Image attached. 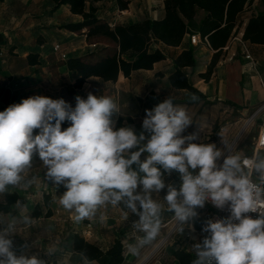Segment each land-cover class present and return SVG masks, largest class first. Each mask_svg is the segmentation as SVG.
<instances>
[{
	"label": "clouds",
	"instance_id": "9594fccd",
	"mask_svg": "<svg viewBox=\"0 0 264 264\" xmlns=\"http://www.w3.org/2000/svg\"><path fill=\"white\" fill-rule=\"evenodd\" d=\"M174 100L170 95L146 109L139 135L131 126L114 130L113 116L121 110L107 95H77L74 108L63 98L41 95L8 106L0 111V194L9 186H32L36 178L26 179L25 174L38 156L46 169L44 179L67 189L58 203L75 223L92 221L105 210L99 216L103 223L109 206H122L125 220L129 211L139 217L132 226L143 235L127 249L133 256L160 235L165 204L174 213L176 230L183 233L198 216L196 209L210 201L217 209L227 207L229 215L206 221L202 232L208 235L194 244L193 264H264V151L250 157L230 151L225 155L215 143H193L199 132L183 135L193 119ZM65 121L71 126L62 130ZM224 139L222 133V143ZM143 153L148 155L141 161ZM173 171L180 174L179 189L165 184L163 173ZM165 188L164 203L153 198ZM249 213H257L256 218ZM31 222L28 215L0 219V264H47L37 255L17 256L13 250L11 234L18 224ZM54 251L46 253L52 256Z\"/></svg>",
	"mask_w": 264,
	"mask_h": 264
},
{
	"label": "crops",
	"instance_id": "0c3cea01",
	"mask_svg": "<svg viewBox=\"0 0 264 264\" xmlns=\"http://www.w3.org/2000/svg\"><path fill=\"white\" fill-rule=\"evenodd\" d=\"M127 8L120 9L115 0H100L95 2L97 16L107 21L110 25L126 24L136 22L143 18L156 19L163 13L164 0H127ZM264 11V5L260 0H252L246 5L241 13L242 24L238 32L243 34L247 20ZM203 11L199 10L195 16L198 23ZM82 18L70 12L67 5L54 6V0H0V34L5 38V43L0 46V111H4L12 104H18L23 99L31 96L41 95L52 99L63 98L72 105L62 93V84L68 81L73 84L76 74L69 70L65 64L69 57L85 56L88 59L96 60L111 51V44L104 40L97 39L98 47L91 48L83 33L72 32L63 27L69 22H77ZM191 34H197L192 32ZM190 34H185L180 44L170 46L157 39H152L149 46L150 51L160 50L165 58L154 63L151 69L136 70L129 77H125L119 72L115 81H102L98 77L88 78L80 88L73 87V98L77 92L95 84L97 89L91 91L93 95L111 96L117 102L121 111H136L139 120H129L127 118L114 119V128L117 122L121 127L131 126L137 135L143 132L142 122L146 118L145 110H151L166 98L172 95L176 104L193 102L191 92L185 89L173 88L169 83V76L174 71L173 60L183 50L192 49L197 64L195 67H184L182 70L187 74L194 87H196L205 99L198 101L223 102L237 110H255L264 103V45L249 44L244 45L250 53L253 61L245 58L243 51L238 58L234 52H229V39L221 53L230 54L223 60H219L208 80L201 77L214 54V50L209 47L206 41L200 37L196 44L190 43ZM60 46L57 52L53 51V46ZM241 45V43H239ZM243 50V46L241 45ZM29 53L38 54V62L29 64L27 56ZM65 54V58L61 54ZM54 58L57 60L54 61ZM51 75L60 82L61 86L54 88V91L42 85V79ZM255 77H258V87L255 85ZM51 93L53 96L51 97ZM86 97V96H85ZM84 98V95L82 96ZM86 99V98H85ZM195 101V102H198ZM71 126L70 122L62 123L61 128L65 130ZM119 129V128H118ZM38 131V130H35ZM35 134V132H34ZM146 138H150L145 132ZM146 142V141H145ZM138 147L130 151H137ZM148 153L141 155V161L147 157ZM138 171L137 165L132 166ZM46 169L38 156L33 157L32 167L25 174L26 179L36 178L32 186H9L4 194H0V203L5 201L7 193L16 192L21 200L22 207H17V202L11 205L9 212L0 210V219L5 222L11 220L13 216L19 220L22 216L28 215L31 224L24 226L18 224L15 232L10 238L13 240V250L17 256L37 255L47 261V264H95L86 260L81 254L71 248L72 237L75 233L83 236L85 240L106 249L115 240H120L125 247V263L135 264L138 256H133L127 251L130 243H134L138 233L133 228V222L139 219L138 216L128 212V218L123 216L122 206L113 208L109 206L106 210L104 222L99 221L101 212L97 213V218L92 221L84 220L75 223L71 214L64 210L58 203V199L67 189L63 186L56 187L44 179ZM142 175V174H141ZM165 184L176 178L181 184L180 174L173 171L170 175L165 172ZM140 188L138 187V191ZM167 188L160 193H153V198L164 203L163 197ZM50 196L51 215L33 217L32 211L36 205H40L43 213L46 211L44 196ZM165 210L161 213L162 224L169 219L172 212ZM205 218L206 217H199ZM208 221V219H206ZM197 219L191 223L186 234L190 240L198 243L200 239L208 235L202 232V228L196 226ZM206 223V222H205ZM4 225H0V228ZM193 244L177 246L195 255ZM54 249V255L48 256L47 249ZM144 248L140 250L142 252ZM174 259V263L178 262Z\"/></svg>",
	"mask_w": 264,
	"mask_h": 264
},
{
	"label": "trees",
	"instance_id": "16d2710c",
	"mask_svg": "<svg viewBox=\"0 0 264 264\" xmlns=\"http://www.w3.org/2000/svg\"><path fill=\"white\" fill-rule=\"evenodd\" d=\"M100 0H54V6L67 5L70 12L81 16L77 22L63 25L69 31L80 32L88 40L98 38L111 44V51L96 60L85 56L69 57L65 64L76 74L74 88H80L90 77H98L102 81H115L119 72L129 77L133 71L151 69L154 63L165 58L164 54L156 49L149 50L152 39H157L170 46H177L185 34L197 32L203 41L215 52L201 77L208 80L213 72L223 47L241 27V13L252 0H164L163 13L156 19L143 18L136 22L110 25L96 14L95 2ZM120 9H126L127 0H115ZM264 5V0H260ZM199 10L203 11L201 20L197 23L195 16ZM243 42L264 45V11L248 18L241 37ZM5 38L0 34V46ZM98 43L89 42V44ZM29 64L38 62L37 53H29ZM196 58L192 49L183 50L173 60L174 71L168 80L176 89H185L199 99L205 96L192 84L183 68L195 67ZM198 99V100H199ZM170 184L179 189V181L174 178ZM21 200L16 193H7L5 201L0 203V210L9 212L11 205ZM50 196H44L46 211L43 213L40 205L32 211L33 217L50 216ZM173 213V212H172ZM206 219H197L196 226L201 229ZM71 248L81 254L86 260L95 264H124L125 247L120 240H115L108 248L103 249L91 243L78 233L72 237ZM172 256L178 264H193L196 256L182 248H174Z\"/></svg>",
	"mask_w": 264,
	"mask_h": 264
},
{
	"label": "rangeland",
	"instance_id": "374dc122",
	"mask_svg": "<svg viewBox=\"0 0 264 264\" xmlns=\"http://www.w3.org/2000/svg\"><path fill=\"white\" fill-rule=\"evenodd\" d=\"M97 39L98 38H92L91 42L97 41ZM241 51L242 48L239 42L231 39L229 52H234L236 57L239 58L242 55ZM228 55L227 53H221L217 62L223 60ZM54 61L56 62L57 60L54 58ZM41 84L49 88V91L51 92L54 91V88L61 86L57 78H54L51 75L44 77ZM258 84V77H255V85L257 87ZM62 86V95L72 103L71 106L74 108L76 101L75 99H72L74 96L73 87H71L72 84H69L68 81H66ZM95 89H97V86L91 84L90 87L87 88V91L82 89L81 93L80 90L77 93L80 94L79 96L81 97L84 95L85 99L87 98L88 93ZM52 96L53 93H51V97ZM179 105L185 106L188 114L193 119V123L185 130L183 135H188L197 131L199 132V139L193 141V143H215L218 148L225 152V155L229 154V151L232 153L239 152L241 155L253 151L254 140L261 117L258 116L246 124L245 121L251 117L254 110L248 109L246 111H240L223 102L212 101L188 102ZM138 116L139 115L136 111L133 110L120 111L119 113L114 114L113 120L118 117L122 119L127 118L133 121L134 119L139 120ZM64 123L65 122H63V125ZM120 127L121 125L118 121L114 130H118ZM222 133L225 137L223 143L221 142ZM218 163H222V159L221 161H218ZM161 171L163 172V169H161ZM197 173V170L193 172V174ZM163 177H165V172L163 173ZM207 210V205L203 208H197L196 211L198 216L190 221L189 224L191 225L192 222L194 223L199 217H206L207 219ZM188 228L189 227L186 226L183 233L177 231L174 213H171L169 219L162 224L160 235L151 245L144 247L135 264H175L172 250L176 248V245L185 247V245L188 244H196V242L190 240L189 237L186 236ZM202 239H200L198 243L201 242Z\"/></svg>",
	"mask_w": 264,
	"mask_h": 264
},
{
	"label": "built area",
	"instance_id": "2783aa9c",
	"mask_svg": "<svg viewBox=\"0 0 264 264\" xmlns=\"http://www.w3.org/2000/svg\"><path fill=\"white\" fill-rule=\"evenodd\" d=\"M242 35L241 33L237 32L236 34H234L232 36V40H236L239 43H241V45L243 46V53L246 59L253 61L250 53L248 52V50L246 49L244 42L241 39ZM189 40L190 43L192 44H196L200 41V37L197 34H190L189 35ZM206 41V40H205ZM90 47L92 48H96V44H89ZM60 46L58 44L53 46V51L57 52L59 50ZM62 58H65V54H61ZM260 116L261 120L260 123L258 125L257 128V132H256V137L254 140V147H253V151L251 153L248 154H242V155H246V156H252L254 152H258V151H264V143H261V138L264 137V103H262L261 105H259L253 112V114L251 115L250 118L247 119V121H251L254 120L256 117ZM197 172L199 171V169H196ZM253 179L259 183V180L257 179V177H253ZM205 205H207V211H208V215H207V219L208 220H213L215 221L216 219H221L224 218L226 216L229 215V211L227 209V207L224 210H220L217 209L215 206L212 205V203L206 202ZM249 215H251L253 218H256L257 213H249Z\"/></svg>",
	"mask_w": 264,
	"mask_h": 264
},
{
	"label": "bare ground",
	"instance_id": "6f19581e",
	"mask_svg": "<svg viewBox=\"0 0 264 264\" xmlns=\"http://www.w3.org/2000/svg\"><path fill=\"white\" fill-rule=\"evenodd\" d=\"M246 123H248V121H247V120L245 121V124H246Z\"/></svg>",
	"mask_w": 264,
	"mask_h": 264
}]
</instances>
